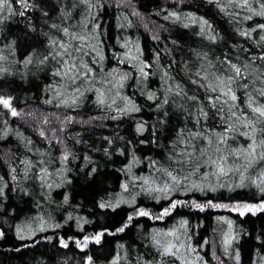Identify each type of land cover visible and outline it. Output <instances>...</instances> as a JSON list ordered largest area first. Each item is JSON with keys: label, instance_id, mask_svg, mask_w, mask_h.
Segmentation results:
<instances>
[{"label": "snow or ice", "instance_id": "1", "mask_svg": "<svg viewBox=\"0 0 264 264\" xmlns=\"http://www.w3.org/2000/svg\"><path fill=\"white\" fill-rule=\"evenodd\" d=\"M203 3L228 17L234 25L233 32L219 31L211 19L200 14L198 0L187 8L182 7L185 0H176L177 7L164 6L154 10L157 14L166 12L165 20L191 30L196 37L220 49L217 54L211 47L189 48L195 59L181 57L177 61L172 55L173 49L165 48L171 58L166 65L160 63L161 53L154 51L155 68L161 73L163 84L161 92L148 87L149 76L156 72L148 70L153 65L143 58L144 50L139 40L133 43L130 36L126 39L117 37L123 51L113 48L111 54L117 63L107 67L104 21L100 11L105 7V0H0V35L14 18L20 17L24 25L22 37L30 41V51L22 60H10L17 51L16 37L0 47V79L14 74L9 62L23 66L22 78H26L32 68L36 73L47 69L56 82L42 85L45 105L77 111L91 101L99 110V115L87 118L71 113L43 114L36 131L48 148L38 149L30 138H24L23 147L35 150L40 158L23 157L20 161L24 165L23 176L17 174L14 165H10V179L0 175V210L5 209L13 193L31 197L32 189L26 186L30 180L38 183L49 201L53 199V189L72 184L73 174L86 185L103 184L104 169L109 165L115 167L117 155L122 158L118 171L125 177L120 181V192H106L96 200V205L108 210L105 215H118L117 209L127 206L126 210L121 209L125 214L120 220L110 225L98 224L91 232L85 231V226L94 221L77 214L76 227L81 234L66 236L55 230L73 220V213L69 212L61 223L51 212L40 211L36 216L12 225L7 215L9 212L14 215L16 209L9 205L2 218L8 227L0 226V240L6 238L8 231H14L20 241L13 249L16 252L41 241L53 243L54 247L58 244L63 249L75 245L84 255L74 264H100L90 246L103 249L107 244L106 237L126 233L138 217L163 221L183 207L201 212L224 209L240 216L264 213V22H260L264 20V0H203ZM121 6L134 9L133 14L142 21L146 19L134 0H116V7ZM125 19L127 26H132L127 14ZM144 26L147 27V23ZM164 28L165 25H157L154 30ZM152 39L159 41L161 37L154 34ZM169 41L177 50L186 46L178 39L169 37ZM249 43L255 45L256 50ZM125 63L132 69L120 67ZM174 65L182 67L193 87L176 78ZM133 78L139 95L145 97L144 104L126 92L127 83ZM11 88L9 81L0 84V111L21 119H37L36 108L25 111L17 107L18 97ZM148 102H151L154 114L151 121L144 118ZM50 116L56 118L59 129L46 130L44 126L52 124ZM105 121H117V127L130 124L131 138L113 129L111 135L102 136L98 146L90 144L89 150L81 155L76 145L86 143L82 136L78 133L69 143L71 134L62 135L73 123L107 128ZM4 124L0 136L22 135L12 129L7 120ZM139 145L147 146L149 153L160 152L163 159L140 155ZM53 151L59 152L60 166L57 168L50 167ZM73 161L81 163L73 166ZM145 162L150 172L137 174L134 169ZM251 186L258 190L260 199L229 198L225 202L189 197L193 192L206 196L208 192L215 193L222 188L235 191ZM144 196L165 203L157 211L140 203L139 198ZM42 202H37L36 207L40 208ZM62 203H70V193L63 195ZM216 220L227 226L222 230V255L240 264L241 251L237 244L244 229L237 231L236 221L231 216H217ZM135 226L139 230L138 242L118 241L107 264H209L200 251L209 242L207 239L203 245L192 242L195 233L186 217H180L174 226H153L147 232L143 231V225ZM49 230L54 234L34 239L38 233ZM255 239L264 247V236L257 235ZM26 240H32V245L25 243ZM256 251L260 253L259 249ZM212 255L218 264H225L215 250ZM70 259L61 257L63 264H68ZM259 264H264V255H260Z\"/></svg>", "mask_w": 264, "mask_h": 264}, {"label": "trees", "instance_id": "2", "mask_svg": "<svg viewBox=\"0 0 264 264\" xmlns=\"http://www.w3.org/2000/svg\"><path fill=\"white\" fill-rule=\"evenodd\" d=\"M116 1V0H115ZM115 1L109 3L105 0V7L101 9V15L103 17L104 23L102 28L105 30V35L103 39L105 40V51L108 55V60L106 61L107 67L111 68L116 66V58L112 56L111 50L115 48L117 51H123L122 46L117 43V37L121 39H126L127 37L132 38V42L139 40L141 46L143 47V58L148 59L153 65L149 71L156 72L155 75L149 76L148 87L152 89H160L163 91V84L160 80L161 73L155 68V58L153 56L154 51H159L161 53L160 63L168 64L170 62V56L165 52V48L173 49L172 55L175 56L177 61L181 57L189 60H194V56L188 51L189 48H199V47H211L218 54L220 49L215 47V45H210V42L203 41L201 38L196 37L194 33L189 29H184L179 25L172 24L171 21L165 20L163 17L166 12L157 14L154 10H159L160 8L167 6V8L177 7L176 0H134L136 8L140 12L144 13L147 23L133 14L134 9L121 6L116 7ZM197 0H185V4L182 7H190ZM200 3L199 11L200 14L207 16L216 25V28L224 32L225 34L232 33L234 25L229 21V18L220 13L217 9L212 6H208L203 3V0H198ZM125 14L131 19L132 26H127V20L125 19ZM259 20V18H256ZM264 22V20H260ZM251 25L252 22H246ZM120 25H125V27H120ZM157 25H165L164 29L154 30ZM22 18L16 17L12 22L7 25L5 33L0 35V47L4 43H7L12 37L17 38V51L15 57H10L11 59L22 60L28 51H30L29 43L30 41L25 40L22 37L23 30ZM154 34H158L161 39L155 41L152 39ZM169 37L172 39H178L185 47L177 50L169 41ZM249 46L256 50L255 45L249 43ZM8 54V50H4ZM13 75L6 76L0 79V84L4 81H9L12 84L10 90L14 91L18 99L16 101L17 107L24 108L28 111L32 108L37 109L36 117L21 119L18 117H13L8 115L6 112L0 111V129L5 127L4 121L7 120L8 125L12 129L19 131L22 135L17 137L14 133L10 134L7 138L0 136V175H3L6 179H10V165L16 167L17 174L23 176L24 165L20 163L25 155L29 156L32 160H37L40 157L38 153L33 150L29 151L23 147L24 138H30L36 145L38 149H46L48 145L46 141L39 137L36 128L40 126V119H42L43 114L49 113H63V114H74L78 116H97L99 115V110L95 107L91 101L83 106L82 109L73 111L70 108H56L51 105H45L43 103V93L42 85L55 83L56 81L51 78L47 69L45 71L36 73V69L32 68L26 78L23 77V66L19 63L12 64L9 62L8 65ZM120 67L131 70L132 66L125 63L120 65ZM176 71V78L182 80L184 83L189 84V87H193L189 82L187 77L184 75L182 67L180 65H174ZM33 73H36L35 75ZM38 77V78H37ZM135 78L130 79L126 86V92L129 95H134V97L144 104L145 97L139 95V89H136ZM89 96L93 97L92 93ZM149 107L147 114L144 118L151 121L154 118V114L151 110V102H148ZM52 120L51 125L44 126L46 130H50L52 127L59 129V123L54 116L49 117ZM108 127H93L90 125H80L77 123L71 124L62 135L68 133L71 134L69 137V143H72V138L76 137L79 133L83 140L86 141L84 144H77L76 150L83 155L84 152L89 150L90 144H96L97 146L102 142V136L111 135L113 129L119 131L121 135L128 136L131 138L132 127L128 123L120 124L117 121H105ZM146 135V134H145ZM243 142V138H241ZM55 147V146H53ZM9 150H11L9 152ZM138 152L140 155H155L163 159V156L158 151H153L149 153L147 151V146L139 145ZM7 153V156L5 155ZM16 153V155H12ZM58 151H53L51 154L52 163L51 168L59 167L58 163ZM116 164L115 167L109 165L104 169V180L103 184H92L86 185L83 181L78 180L76 175L73 174V182L71 185H66L61 188H55L52 191L53 199L51 201L44 195V193L39 188V185L34 180L26 182V186L32 189L33 195L31 197H21L12 194L10 200L5 204V209L0 210V226L8 227L3 224L2 218L4 213L9 207L16 209L15 214L8 213L7 219L10 224L14 225L16 223H21L27 218L36 216L40 211L45 213L51 212V214L56 218L57 221L63 223L69 212L73 213V220H70L64 225L62 229H56L55 232L63 234L66 236H76L81 234V230L76 227L75 216L79 214L80 216H87L90 220L94 221L92 225H86L85 231L91 232L98 224L100 225H110L112 223L120 220L125 212L121 209H127L126 205H122L121 209H117L116 214L109 213L105 215L108 210L100 209L96 205V200L104 196L106 192L108 193H119L120 192V181L124 179L122 173L118 171L122 163V158L117 155L114 157ZM81 161H73V166L79 165ZM134 171L139 175H146L150 172L147 167V163L138 165ZM56 177L53 176V180ZM139 183V182H138ZM65 193H70V203L63 204V195ZM190 196H195L199 200L204 199H220L225 202L231 198L232 200H249V199H260L261 195L255 186L246 187L244 189H236L235 191H229L227 188L219 189L217 192H208L207 195L199 192L189 193ZM182 197V198H189ZM41 207L37 208V202H41ZM140 203L145 204L147 207H151L159 210L161 204L165 201L156 202L151 200L149 197L144 196L139 198ZM77 204L80 205L79 208L75 207ZM227 215L231 216L236 221V230L239 231L240 228L244 229L241 234V239L239 240L237 246L241 251V262L240 264H259L260 255H264V247L261 246V241L255 239L257 235L264 236V213L258 214H247L245 216H240L237 213H233L230 210L224 209H208L201 212L198 209H192L188 207L179 208L170 217L165 218L163 221H154L147 217H138L132 226L126 233L117 234L115 237H106V246L101 249L96 245H91V252L100 262V264H107V261L114 254L115 246L118 241L128 242L130 244H136L137 237L139 235V230L135 225H143V231H149L153 226L157 227H170L178 223L180 217H186L190 221V226L192 227L195 235L193 236L192 242L195 244L203 245L205 239L208 240V245L200 249L202 255L209 261V264H218V262L213 257L212 253L215 250L217 255L225 261V264H235L234 260H230L228 257L222 255L223 248L221 246L222 240V230H226V224L216 220L217 216ZM199 225V227H195ZM216 229V231H214ZM53 230H49L47 233H38L37 237L34 239H39L42 235H53ZM20 241L15 237L14 231H8L7 236L4 240H0V264H63L61 257H70L68 264H74V262L84 255V252L77 249L75 245H70L69 249H63L58 244L53 246V243L47 241H41L39 244L30 246L28 248L21 249L19 252L14 251L16 247L19 246ZM25 243L32 245V240H26ZM257 249L260 253H257Z\"/></svg>", "mask_w": 264, "mask_h": 264}, {"label": "rangeland", "instance_id": "3", "mask_svg": "<svg viewBox=\"0 0 264 264\" xmlns=\"http://www.w3.org/2000/svg\"><path fill=\"white\" fill-rule=\"evenodd\" d=\"M109 3H112L114 2L115 0H107ZM115 4H116V1H115ZM143 23H145V20L142 21Z\"/></svg>", "mask_w": 264, "mask_h": 264}]
</instances>
